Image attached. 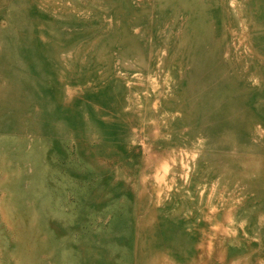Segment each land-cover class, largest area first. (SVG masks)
Segmentation results:
<instances>
[{
	"label": "rangeland",
	"instance_id": "rangeland-1",
	"mask_svg": "<svg viewBox=\"0 0 264 264\" xmlns=\"http://www.w3.org/2000/svg\"><path fill=\"white\" fill-rule=\"evenodd\" d=\"M0 264H264V0H0Z\"/></svg>",
	"mask_w": 264,
	"mask_h": 264
}]
</instances>
